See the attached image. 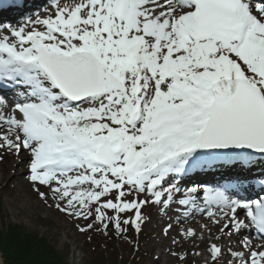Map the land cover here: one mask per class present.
I'll return each mask as SVG.
<instances>
[{"label": "snow or ice", "instance_id": "snow-or-ice-1", "mask_svg": "<svg viewBox=\"0 0 264 264\" xmlns=\"http://www.w3.org/2000/svg\"><path fill=\"white\" fill-rule=\"evenodd\" d=\"M4 2L0 151L39 199L135 250L155 210L179 264H264V0Z\"/></svg>", "mask_w": 264, "mask_h": 264}, {"label": "rangeland", "instance_id": "rangeland-1", "mask_svg": "<svg viewBox=\"0 0 264 264\" xmlns=\"http://www.w3.org/2000/svg\"><path fill=\"white\" fill-rule=\"evenodd\" d=\"M0 156L3 157L0 159V230L17 224L30 233L47 237L52 247L70 264H83L85 260H90L94 256L93 247L86 252L80 246V242L90 234L78 233L75 229V222L41 201L23 175L22 169L9 170V163L12 161L18 164L19 160L2 151H0ZM51 202L49 198V203ZM152 214L153 217L143 226V231L138 238L141 254L144 255L142 263L163 264L164 261L159 256L162 248L154 250L150 248V245L159 243L163 237L158 232L150 233L157 223L156 219H161L155 210H152ZM4 262L13 264L10 261ZM186 264L200 263L195 257H190Z\"/></svg>", "mask_w": 264, "mask_h": 264}, {"label": "trees", "instance_id": "trees-1", "mask_svg": "<svg viewBox=\"0 0 264 264\" xmlns=\"http://www.w3.org/2000/svg\"><path fill=\"white\" fill-rule=\"evenodd\" d=\"M92 239H83L80 246L88 252L93 247V257L83 264H143L141 249L135 250L134 244L118 241L114 237L105 239L94 232L89 233ZM134 237V234H131ZM0 240L5 244L4 261L13 264H70L45 236L30 233L23 226L14 224L0 230ZM120 247V248H119Z\"/></svg>", "mask_w": 264, "mask_h": 264}, {"label": "bare ground", "instance_id": "bare-ground-1", "mask_svg": "<svg viewBox=\"0 0 264 264\" xmlns=\"http://www.w3.org/2000/svg\"><path fill=\"white\" fill-rule=\"evenodd\" d=\"M7 1V0H6ZM28 3L30 6H35L31 3L30 0H28ZM16 17V13L15 12H12V13H7L5 12L3 15H0V19H7V18H14ZM14 158H16L15 156H13ZM17 159V158H16ZM9 170H16L17 168H20L22 169L23 171V175L26 177V174H27V168H26V164L25 163H22V162H19L18 164L15 163V162H10L9 163V166H8ZM3 172V170H2ZM203 179L205 180H209V181H212L214 179H217L218 177H214V176H208V177H202ZM197 179H200V177H198ZM153 217V214L151 213V218ZM158 219V220H157ZM156 219V224L155 226L153 227V229L150 230V233H161L162 234V228L166 222V218L165 219H160L157 218ZM201 220L200 217H193L189 223L193 226V227H198V223L199 221ZM185 227H187V225H185ZM215 231V230H214ZM163 235V234H162ZM176 235V232L173 231L172 233H170V236H175ZM152 238H154V236H152ZM162 248V250L160 251V255L164 261L163 264H179V262L173 258L171 255H170V252H169V248L171 247L170 245V238H165L164 236L162 237V240L159 242V243H156V244H152L150 245V248L151 249H156V248ZM204 247L203 243H201L200 245V249L202 250ZM185 248H189L188 245H185ZM179 250V249H177ZM156 256V255H155ZM158 256V255H157ZM190 257L192 256H189L188 260L190 259ZM196 261H198L200 264H202V260L203 258L202 257H195ZM187 260V261H188Z\"/></svg>", "mask_w": 264, "mask_h": 264}]
</instances>
